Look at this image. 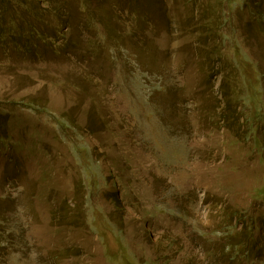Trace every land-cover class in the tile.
Listing matches in <instances>:
<instances>
[{"label":"rangeland","instance_id":"rangeland-1","mask_svg":"<svg viewBox=\"0 0 264 264\" xmlns=\"http://www.w3.org/2000/svg\"><path fill=\"white\" fill-rule=\"evenodd\" d=\"M94 5L106 35L0 54V264H237L227 228L264 238V0Z\"/></svg>","mask_w":264,"mask_h":264},{"label":"trees","instance_id":"trees-1","mask_svg":"<svg viewBox=\"0 0 264 264\" xmlns=\"http://www.w3.org/2000/svg\"><path fill=\"white\" fill-rule=\"evenodd\" d=\"M225 3L233 9L234 0H225ZM41 5H44V9ZM45 9L50 13V18L42 16ZM258 12L259 9H256V13ZM75 17L76 22L78 19L83 21L91 35H106V26L94 5V0H0V54L7 59L24 55L38 59L42 56V51L37 48L38 43L56 46L57 35L67 38V27L71 28ZM46 29L50 31L49 34ZM218 35L222 37L223 42L229 39L224 32ZM254 128L252 124L248 132L249 137L253 135ZM6 138L7 135L2 138L1 145L5 143ZM115 202L118 205L117 197ZM258 222L259 219H250L245 231L248 234L237 242L231 240L234 236L230 228H227L225 234L230 237L225 240L224 251L230 261L237 260V264H264V259L258 256L264 247V238L258 240Z\"/></svg>","mask_w":264,"mask_h":264}]
</instances>
